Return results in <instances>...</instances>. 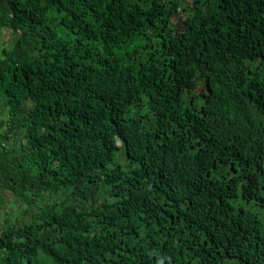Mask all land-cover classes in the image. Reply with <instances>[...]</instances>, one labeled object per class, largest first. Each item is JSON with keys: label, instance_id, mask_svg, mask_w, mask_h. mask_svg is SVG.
Wrapping results in <instances>:
<instances>
[{"label": "trees", "instance_id": "1", "mask_svg": "<svg viewBox=\"0 0 264 264\" xmlns=\"http://www.w3.org/2000/svg\"><path fill=\"white\" fill-rule=\"evenodd\" d=\"M0 264H264V0H0Z\"/></svg>", "mask_w": 264, "mask_h": 264}, {"label": "rangeland", "instance_id": "2", "mask_svg": "<svg viewBox=\"0 0 264 264\" xmlns=\"http://www.w3.org/2000/svg\"><path fill=\"white\" fill-rule=\"evenodd\" d=\"M11 44V36L10 32L6 30H2L0 32V53L4 49H8ZM6 115L5 110L3 109V103L0 99V118H4ZM0 199H2L1 205V213L4 215L9 214L8 218L13 221L14 216L17 214V206L18 202L12 201L7 195H0ZM5 220L0 218V224H4Z\"/></svg>", "mask_w": 264, "mask_h": 264}]
</instances>
